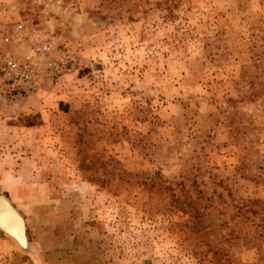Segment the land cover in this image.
Listing matches in <instances>:
<instances>
[{
  "label": "rangeland",
  "instance_id": "obj_1",
  "mask_svg": "<svg viewBox=\"0 0 264 264\" xmlns=\"http://www.w3.org/2000/svg\"><path fill=\"white\" fill-rule=\"evenodd\" d=\"M0 193V264H264V0H0Z\"/></svg>",
  "mask_w": 264,
  "mask_h": 264
},
{
  "label": "built area",
  "instance_id": "obj_2",
  "mask_svg": "<svg viewBox=\"0 0 264 264\" xmlns=\"http://www.w3.org/2000/svg\"><path fill=\"white\" fill-rule=\"evenodd\" d=\"M48 51L46 46H35L31 54L26 55L22 61L12 62L10 65V80L16 88L27 89L35 85L36 80L43 73L46 76L55 77L62 71L58 62L52 63L45 69H41L34 59H40Z\"/></svg>",
  "mask_w": 264,
  "mask_h": 264
},
{
  "label": "bare ground",
  "instance_id": "obj_3",
  "mask_svg": "<svg viewBox=\"0 0 264 264\" xmlns=\"http://www.w3.org/2000/svg\"><path fill=\"white\" fill-rule=\"evenodd\" d=\"M6 203L8 204V206L6 205ZM9 205L12 206L10 202H8L6 199L0 198V214L2 215L0 226L3 229L7 228L13 231L16 236V238L13 240H15L18 245H22L23 243V240L21 239V232L23 231L21 229L22 220L20 217L18 218L13 214V212L10 210Z\"/></svg>",
  "mask_w": 264,
  "mask_h": 264
},
{
  "label": "water",
  "instance_id": "obj_4",
  "mask_svg": "<svg viewBox=\"0 0 264 264\" xmlns=\"http://www.w3.org/2000/svg\"><path fill=\"white\" fill-rule=\"evenodd\" d=\"M0 198H3V199H6L8 202H10V200L5 196V195H3V194H1L0 193ZM10 204L12 205V206H10L9 205V207H10V210L13 212V214L15 215V216H17L18 218L20 217L21 218V220H22V232H21V239L23 240V243H22V245H18V247L19 248H21V249H23V250H27L28 249V240H27V236H26V227H25V221H24V219H23V217L21 216V214L17 211V209L13 206V204L10 202ZM6 205L8 206V204L6 203ZM14 209H13V208ZM1 214H0V221H1ZM0 232L1 233H3L5 236H7L8 238H10V239H15L16 238V236H15V234H14V232L13 231H11V230H9V229H3L1 226H0Z\"/></svg>",
  "mask_w": 264,
  "mask_h": 264
},
{
  "label": "trees",
  "instance_id": "obj_5",
  "mask_svg": "<svg viewBox=\"0 0 264 264\" xmlns=\"http://www.w3.org/2000/svg\"><path fill=\"white\" fill-rule=\"evenodd\" d=\"M34 124H28V126H33ZM37 125H39V124H37Z\"/></svg>",
  "mask_w": 264,
  "mask_h": 264
}]
</instances>
